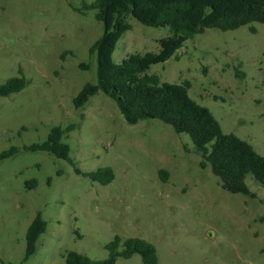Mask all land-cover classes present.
I'll return each mask as SVG.
<instances>
[{
	"label": "rangeland",
	"instance_id": "obj_1",
	"mask_svg": "<svg viewBox=\"0 0 264 264\" xmlns=\"http://www.w3.org/2000/svg\"><path fill=\"white\" fill-rule=\"evenodd\" d=\"M81 5L0 0V85L19 70L29 81L0 96V151L18 148L0 162V264H65L71 251L101 260L115 236L151 243L158 264H264V186L248 176L255 197L224 191L210 167L200 166L187 134L156 119L129 125L102 93L74 108L82 86L96 81L89 48L103 32L96 11L81 14ZM126 22L131 29L117 43L115 63L159 53V41L170 36L168 28ZM147 73L161 82L188 81L189 96L222 131L264 157V25L206 29ZM55 126L69 129L64 142L82 173L111 167L114 180L92 182L53 154L23 149L44 142ZM32 181L35 187H27ZM38 213L46 231L24 260L26 230ZM115 264L142 262L134 255Z\"/></svg>",
	"mask_w": 264,
	"mask_h": 264
},
{
	"label": "trees",
	"instance_id": "obj_2",
	"mask_svg": "<svg viewBox=\"0 0 264 264\" xmlns=\"http://www.w3.org/2000/svg\"><path fill=\"white\" fill-rule=\"evenodd\" d=\"M84 14L95 10V19L102 24V35L91 45L89 54L95 57L96 81L85 83L73 98L74 108H82L98 93L111 99L123 120L133 125L139 121L156 119L170 125L176 133L189 136L193 148L200 156V166L210 167L221 188L231 194L255 197L246 178L264 186V157L246 141L233 133H224L220 123L208 108L199 105L188 94L190 83L161 82L155 74H148L151 65L171 58L184 43L206 29L222 32L259 23L264 25V0H81ZM128 17L153 28H168L170 36L159 41V53L130 54L120 63L113 61V53L124 33L131 29ZM249 31L255 33L253 26ZM86 68V66L81 65ZM20 76L9 78L0 85V96L7 97L20 92L29 81L19 70ZM69 129L53 127L47 139L40 144L24 146L31 152H46L67 161L78 175L92 182L108 185L114 180L111 167L82 173L70 157V147L64 142ZM18 153L17 147L0 151V162ZM163 181L166 172L159 171ZM35 181L27 183L34 188ZM46 221L38 213L30 222L25 234L24 260L36 252L39 237L45 233ZM108 255L92 260L78 252H68L65 264H115L118 258L130 259L138 255L142 264H158L157 250L151 243L140 238L122 239L115 236L105 244Z\"/></svg>",
	"mask_w": 264,
	"mask_h": 264
}]
</instances>
